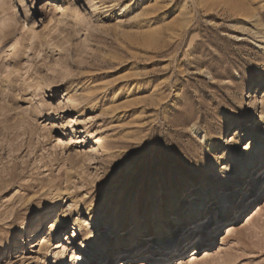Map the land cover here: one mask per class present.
Instances as JSON below:
<instances>
[{
	"label": "rangeland",
	"instance_id": "374dc122",
	"mask_svg": "<svg viewBox=\"0 0 264 264\" xmlns=\"http://www.w3.org/2000/svg\"><path fill=\"white\" fill-rule=\"evenodd\" d=\"M263 33L264 0H0V264H78L86 239L118 247L178 226L202 199L211 239L224 179L263 148L264 85L250 89L264 75ZM206 134L220 142L210 154ZM259 176L230 192L216 245L192 259L198 221L168 262L264 264V209L251 223L246 198ZM137 249L92 264L145 260Z\"/></svg>",
	"mask_w": 264,
	"mask_h": 264
},
{
	"label": "bare ground",
	"instance_id": "6f19581e",
	"mask_svg": "<svg viewBox=\"0 0 264 264\" xmlns=\"http://www.w3.org/2000/svg\"><path fill=\"white\" fill-rule=\"evenodd\" d=\"M62 7L65 10H67L66 5L63 3H62ZM61 22H64V17H62ZM13 33L14 32H12L10 34H13ZM22 38H23V36H20L18 38L17 42L14 44V46H16V47L20 46L21 47ZM262 39H264V35L262 36ZM262 41L264 42V40H262ZM1 43L2 42H0V47H1ZM49 43L50 42L48 41V45H49ZM36 44H37V41L32 39L29 42L30 49H32V47L35 46ZM1 51H2V48H1ZM5 73L8 74L7 72H5ZM253 83H255V84H253V85L251 84V86H250L251 90H253V88L255 89V87H257V85L258 86H260L261 84L264 85V75L258 77ZM52 84L53 83H50V85H52ZM202 141L204 142V145L208 149L209 154H210V151L215 150L217 148V145L220 144V142L217 139H214L213 137H211L207 134L202 136ZM262 147H261L262 149L260 148L261 150H259L257 156H254V157L252 156L250 160L249 159L242 160L241 167L238 170V175H235V176L233 175L231 178L224 179V181L226 182L224 187L227 190V192H229V193L226 196V200L224 202H222V204H220V207H221L220 208V216L218 217L220 219V221H219L220 227L217 228V230L214 233L209 235L210 237H212L211 239L207 240L205 233L207 232V230H211L213 228V226L215 224V213H214V210L212 208H210L208 210V213L206 214V217L201 218L204 214V211H203L204 210L203 209L204 199H202L200 201L198 207L189 209V211L186 212L184 214V216H182V217L181 216H177V218L175 217L177 220H179L178 226L176 224H175L176 226H172L171 223H166L163 226L158 225L151 232H144V233L139 232L131 240L123 241V243L120 244L118 247H116L114 245L105 246L104 244L98 243L95 240L91 241V240L86 239L85 243H86L87 248H84L83 251L85 252L86 255H89L90 258L89 259L84 258L78 254V253H80L82 246H79V248L74 247V249L76 250V255H77L76 257H77L78 264H92V259L99 256V255H102V254H103V256H105V259H110L117 252L122 251V252L127 253V251H129L130 249L137 248V247H138V249L135 250L134 252H136V251L139 252L141 254L142 258L145 260H138L137 262H134V263H131V262L129 263V261L124 263L123 261H121L120 263L121 264H157L156 261H163L159 264H171V262H168V259L171 256H174L175 253L177 254L178 251L183 253L187 241L192 237V235H194V232L191 233L190 227H192L198 221H201V222H203L202 226H204V228H202V230H199L198 236L200 235V237H198L196 239V243H195L196 247L193 250L195 253L192 252V259H194V260L198 259L199 255L201 254V251L203 249H206V247H210V246L213 247L212 245H216L219 242L221 237L226 232V227L228 226L227 224L232 220L231 216H233V215H231V210L233 207V203L231 202L230 197H229L230 192L233 191L232 189H235L234 190L235 193H237L238 189L244 190L246 185H247V181H246L247 176H249V175L255 176V174L257 175V173H259V171L264 169V159L261 158V155L264 156V143H263ZM92 148L96 152H97V150H99L98 145H93ZM91 152H93V151H91ZM258 161H259V163H258ZM221 172H222V170H221ZM260 179H261V182H260ZM263 182H264V178H262L260 176L258 178H255L252 192L250 194H246V198H253L254 199L253 203H255V208L258 207V210L251 216V217H253V219L250 220L251 223L254 221V218L259 214V212L263 211V209H264V206L261 204V199L263 197V194H261V192L263 191V190L261 191V188H262L261 185ZM188 189H189V186H186L183 190H181V192L178 195L180 197L181 196L183 197L185 195V192H187ZM223 193H225V192H223ZM208 196L215 198V194H214L213 189L211 190V192ZM58 197H60V196L57 195L56 198H53V200L55 202L54 206H52V207L49 206L46 208L47 213L50 216H52L55 213L56 206H57V204H59L58 203V201H59ZM215 200L216 201L213 204L214 206L217 203V200H219V199H215ZM242 203H243V201H241L239 203L238 207H241ZM192 206H193V204H192ZM176 207H179V205H177ZM176 212H174V215H177ZM39 214L42 216L43 225L45 226V228H47V222L45 219V212H41ZM237 214H238V212H237ZM56 216L52 217V219H54L52 222L53 223L52 227L58 226L59 216H57V217ZM231 229H233V228H231ZM73 230L75 231V233L76 232L80 233V232L84 231L82 228V225L77 221V219H73ZM231 232H232V230H231ZM262 232H264V225H263ZM65 236L66 235H62L61 239L59 241H57V245H56L55 249L61 248V247H64V248L67 247V245H65L66 244ZM140 237H151V238L154 237V239L152 238V239H149L148 241H144V242H142L141 239H140V241H137V240H139ZM26 239H27V236H26ZM132 241H134V242L131 244ZM150 242L152 243V245L150 244V245L146 246L147 243H150ZM77 249H79L78 252H77ZM64 254H65V249H63V251L61 252L60 258L64 257ZM130 258H131V256H130Z\"/></svg>",
	"mask_w": 264,
	"mask_h": 264
}]
</instances>
